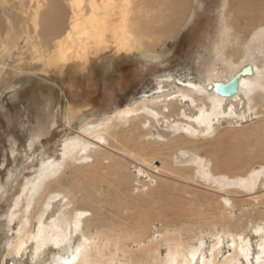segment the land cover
Instances as JSON below:
<instances>
[{
    "label": "bare ground",
    "instance_id": "1",
    "mask_svg": "<svg viewBox=\"0 0 264 264\" xmlns=\"http://www.w3.org/2000/svg\"><path fill=\"white\" fill-rule=\"evenodd\" d=\"M41 1L46 2V7L54 2L49 16L57 19V25L44 27L46 39L40 46L39 57L46 66H52L60 57L65 56L72 44L84 34L90 30H105L116 17H120L123 39L130 46L136 47L137 44L146 49L154 47L155 42L160 39L161 31L160 26H155L153 23L166 21L171 14L174 22L187 17L188 13L185 12L190 2V0H65L70 9V18L66 20L65 17L62 18L61 8L64 7L60 5L59 0H37L34 12L38 13L44 6V3L40 4ZM147 17L150 18L149 21L145 20ZM228 17H230L229 21ZM220 19L222 26L218 32L219 38L213 45L207 61L201 64V69L197 68L199 75L197 80L188 76L175 77L168 73L160 77L156 76L155 80L159 79V86L152 94H157L156 96L152 98V95L143 96L128 105L120 106L121 108L103 112L102 117L94 122L90 121V118L79 119L83 116L82 113L76 108L72 99L67 100L60 116L64 134L56 145L53 158H50V155L38 157L33 153L36 147L43 145L42 140L50 137L52 129L55 128L53 115L46 111L45 115L35 121L29 131L26 163L22 165V169L33 163H40L32 180H25L21 186L20 195L11 199L12 210L7 219L16 224L17 236L12 246L5 250V257L20 252L28 241L34 247H38L35 248V254L31 259L35 262L36 259H42L49 248L65 246L70 236H74L80 230L82 239L78 245L74 248L66 246L67 251L64 256L68 257H55L51 264H264V211H257L256 216L252 218L245 217L244 214L242 217H236L233 214L236 209L235 204L240 203V198L236 202L237 199L233 195L241 194L243 191L250 193V199L247 200L253 207L255 205L264 207V193H262L264 189L262 179L264 174V0H224L221 4ZM25 29L20 28V36H11L5 40V55L0 65V75L6 68V58L12 60V57H20L32 46V38ZM232 44L238 45L237 51L232 49L234 47L231 48ZM200 59H203L202 54ZM245 67H250L249 75L241 74ZM23 73L33 75L31 72ZM235 75H238L235 96L221 97L214 93L215 84H225ZM162 79L170 86L173 85L174 90L171 89L169 93L165 90L167 93H163L160 84ZM165 87L169 88V85H162V88ZM62 94L66 100L64 91ZM1 97L0 92V99ZM238 113L242 119L253 117L255 121L251 123L252 125L239 130L227 131L220 127L224 123H238V120L230 119H239ZM77 120L78 123L75 125L74 121ZM151 120L166 124V128L173 131L172 135L184 132L188 136L170 137L171 139L166 143L158 144V149H153L154 147L148 149L145 144L140 146L138 138L147 137L148 133L138 131L134 135L131 132L137 129V124L144 125ZM127 124L131 126L122 134L116 130L118 126L124 127ZM249 127L253 128L252 141L245 142L231 137L230 134L227 135V132L246 131ZM122 135H128L125 153L132 159L129 167L134 162H138V165H146L151 169L154 167L153 160L159 158L156 155L160 152L163 154L160 150H165L169 165L178 160L189 163L193 165L190 169H179V171L189 173L194 180L207 181L209 185L217 184L215 187L217 193L214 194L217 195L218 203L213 205L216 201L213 197L212 201L196 204L195 198L194 202L192 200L187 203L186 215L177 212L176 206L172 203L163 207L148 205L143 213L134 212L131 216L128 212L133 204L135 207L138 204L130 203V207L129 202H124L116 196L113 201L109 200L110 205H114L119 210V215L122 214L129 223L123 220V223L117 221L116 226H108L105 219L101 222L100 220L93 222L88 218L90 211L84 207L87 199L90 198L88 195L86 198H79V201L85 202L83 206H75L69 199L71 197H66L69 187L64 189L65 191L49 187L62 174L68 162L86 163L85 170L91 168L89 173H92L94 179L99 175L98 173L106 170L108 174L122 181L123 165L121 164L124 160L120 161L121 163H118V160L116 163L104 156L101 150L96 151L110 140L119 143ZM207 135L214 137L211 141H205L203 137ZM157 137L162 138L159 135ZM229 138L234 139L233 143L228 141ZM7 142L6 156L15 159L16 148H12L11 140ZM147 144L152 146L151 143ZM48 149L49 147L46 150ZM147 149L150 151L148 152ZM244 153H248V158L243 160L241 156ZM91 159L92 162L89 164ZM7 165L10 166V163ZM0 168H4L3 164H0ZM81 168L77 170L81 171ZM6 171L9 174V168ZM78 173L83 178L84 174ZM20 176L18 171L17 177L5 184L7 188L11 187V182H17ZM148 177V183L143 184L149 185L155 176ZM88 180L90 178L86 181L80 178L78 180L79 183L82 182L80 188L84 192H87L88 186L91 185ZM122 183L120 182L121 185ZM73 186V189H76V186ZM126 187L128 190L130 186ZM40 192L43 194L41 200H38L36 197L41 194ZM4 193L3 196L6 197ZM23 195L26 197L23 198ZM21 197L27 200L26 217L22 216L25 209L21 210L23 201ZM115 211L117 212L116 209ZM171 212L177 214L170 217ZM157 219L162 222L159 229H156L154 223ZM251 229L252 234L256 233L261 237L258 250L254 251L255 256L251 251V236L246 237ZM223 244L230 247L231 253L218 260L219 248ZM5 246L6 242L3 244V247ZM5 257L1 259L0 264H4Z\"/></svg>",
    "mask_w": 264,
    "mask_h": 264
},
{
    "label": "rangeland",
    "instance_id": "2",
    "mask_svg": "<svg viewBox=\"0 0 264 264\" xmlns=\"http://www.w3.org/2000/svg\"><path fill=\"white\" fill-rule=\"evenodd\" d=\"M36 2L37 0H0V65L3 63L2 60L5 55L4 44L7 38L17 35L20 36L21 27L26 28L25 31L32 38V46H30L28 51L23 55L20 57H12V60H8L5 57L6 68L0 75V92L2 93L0 99V164H3L4 167L0 168V261L5 257V250L9 246H12L17 236L15 232L16 224L7 219L12 210L11 199L14 196L20 195L21 186L25 180H32L37 173V168L40 163L36 162L31 164V166L26 167L24 170L22 169V165L26 163L25 155L27 153L26 145L30 133L29 131L35 121L40 116L45 115L46 111H49L51 116L53 115V119L56 123L55 128L52 129L50 137L42 140L43 145L36 147L34 150L35 152H33L36 156L38 155V157L41 155V157H47V155H50L49 157L53 158L54 151L57 148L56 145L58 144L59 139H61V135L64 134L60 116L67 100L70 101L72 99L76 108L82 113L81 115L83 116L79 119L87 120L90 118V121L94 122L96 119L102 117L101 114L103 112H111L112 110L137 101L143 96L150 97V95L155 93L157 89L156 87L159 86V79L155 80L156 76L160 77L163 74L168 73L175 77L186 78L188 76V78L194 80L196 78L197 80L199 77L197 74V68L201 69V64L207 61V58L212 53L213 45L219 38L218 32L221 30L220 27L222 26V19H220L221 4H223L224 0H190L188 10L185 12V14L188 13L189 15V17L188 15L187 17L185 16L187 20L185 17H182L174 22L171 19L173 14H171L169 17L170 20L168 18L166 21L154 22L153 24L155 26H160L161 34L159 35L160 39L155 42V46L150 47L149 49L139 47L137 44L136 47L130 46L123 39L120 17H116L112 20L114 23L112 24V22H110L105 30H90L80 39L76 40L67 51L68 53L66 52L67 54L65 53L66 55L64 54L65 56L60 57L52 66L45 65L39 57V52H41L40 46L43 45L42 43L44 42V39H46L44 27L57 25V19L55 20L49 16L53 9L54 2L46 7V2L41 1L40 4L44 3V6L41 7L38 13L36 11L34 12ZM59 3L64 7L61 8V10L63 9L61 11V15H63L62 18L65 17L64 19L68 20L70 18L69 7L66 5L65 0H59ZM148 13L150 14V12ZM147 18H145V20L149 21L150 18ZM228 18L229 21L230 17ZM234 45L235 44H232L231 48L234 47L232 49L237 51L239 47L238 45ZM201 54L203 55V59L199 60ZM23 72H31L33 75L29 76ZM160 84L162 92L164 91L163 93L170 92L173 88V85L170 86V84L164 79H162V83ZM166 84L169 85V88H162V85L166 86ZM173 90L174 89H172V91ZM62 91H64L65 97L67 98L66 100L64 99ZM156 95H152L151 98ZM238 116L239 119L230 118L232 121L238 120V123H224L220 127L227 131L239 130L252 125L251 123L255 121L253 117L250 119H242L239 113ZM74 123L76 125L78 120L74 121ZM130 126V124H127L124 127L118 126L116 130L120 131L122 134L124 130ZM166 126V124H162L160 121L156 123L151 120L144 125L137 124V129L131 133L135 135L138 131H146L148 135L152 134L149 136L147 135V137L142 136L141 138H138L140 141L139 145L143 146L145 144L148 149H151L150 147L158 149V144L166 143L172 137H175V135H187L184 132L182 134L174 133V135H172L173 131L168 127L166 128ZM252 130L253 128L249 127L246 131L227 132V135L230 134L231 137H236L248 142L253 139ZM157 135L162 138H158ZM127 137L128 135H122L121 140L117 144L110 140L106 145L102 144L101 147L96 150H101L100 152L110 161L114 160L113 162L117 163L119 160L118 163H121L120 161L124 160L121 166H126L125 168L122 166L121 173L123 175L120 173V176L122 175V178L124 179H122L123 183L118 177H113L111 174H108V171L106 170L98 173L99 175L95 176L96 181H93L95 180L94 176L92 178V173H89L91 168L85 170L86 163L70 164V162H68L62 174L55 179V182L53 181L49 187L61 190L69 187L66 197H71L69 199L75 204V206H83L85 202L79 200L81 198H86L88 195L90 198L87 199L86 205H84V207L90 211L87 215L88 218L93 222L96 220H100L101 222L105 219L104 221L108 222L106 223L108 226H116L118 223H123V220L126 221L122 217V214L119 215V210L115 208L114 205H110L111 201L117 197L124 202H129V206L130 203L138 204L136 207L134 204L133 207L130 206L131 209L128 214L131 216V213L134 212L143 213L148 205H162L163 207L165 204L170 205L172 203L174 204L173 206H176L177 212L183 213L181 215H186L187 203L192 200L194 202L195 198L196 202L194 203L196 204L204 203V201L207 203L213 197L216 198L213 205L215 206L214 203H218L217 195L214 194L217 193V189H215L217 184L214 185L210 183L209 185L207 181L199 179L194 180L189 173L179 171V169H190L193 165L189 163H182L181 161L179 162V160L178 162L173 161L171 163L172 165L170 164V167L169 159L165 157V150H160L163 151V154L160 152L159 155H156V157L163 158H155L153 160L154 167L151 169L146 165H138V162H134V164L129 167L132 159L129 158V154L127 155L125 153L127 150ZM213 137V135H210V137L207 135L204 136L203 139L205 141H211ZM48 139L51 140L48 142ZM8 140H11L12 148H16L14 152L15 159H10L8 158V155L6 156ZM232 140L234 139H228V141ZM147 143H151L152 146H149ZM47 147H49L48 150H46ZM121 149L124 150V152H122ZM241 157L243 160L244 158L247 159L248 153L242 154ZM91 162L92 159L88 163L90 164ZM9 163L10 166L7 165ZM80 167H82L80 169L81 171H78V168ZM166 167L168 169H166ZM8 168L10 170L9 174L6 171ZM233 169H235V166H233ZM18 171L21 175L20 179L17 180V182H11V187L7 188L5 184L8 183L9 180L16 178ZM78 172L84 174V176H82L83 178L80 177L81 175ZM74 174L77 175L74 176ZM180 174L184 175L181 176ZM149 175L151 178L155 176L152 178L153 180H151L152 183L149 185L143 184L148 183ZM79 178L84 181L90 178L88 181L92 186H88L87 192L81 190L82 182H78ZM262 179L264 180V174L262 175ZM127 181L131 182L127 183ZM199 181L201 184L203 183V185H201ZM71 182L74 183L73 185L76 186V189H73L74 186ZM207 183L208 185H206ZM96 184L99 185H97L98 188H96ZM150 185L152 187H150ZM126 186H130L128 187V190ZM131 187H133L134 190H131L133 189ZM97 191H100V196ZM243 192L241 194L233 195V197L237 199L236 202H238V199L240 198V203H236L237 205L235 204L236 209H234L233 212L236 217H242L244 214L246 215L245 217L252 218L255 217V214L258 212L264 211V207L262 206L261 208L258 205L253 207L252 203L247 200L250 199V193ZM3 193L6 197L3 196ZM40 193L41 194L38 195L39 197H36L38 200H41L42 198L43 192ZM262 193H264V189ZM91 195H93V198ZM107 195L111 197L108 198ZM22 197L25 198L26 195H23ZM244 197L246 200H244ZM96 201H99V203L94 204ZM244 203L246 204V207H244ZM21 204V210L23 211V209H25V213H23L22 216L26 217L27 200H23ZM41 209H43V207H41ZM173 211L176 212L174 208ZM173 214L177 213L171 212L170 217H173ZM117 221L118 223H116ZM154 223H156V229H159L162 224L159 219ZM248 236H251V251L255 256L254 251L258 250L257 246L261 242V237L256 233L252 234V229L247 232L246 237ZM81 239L82 235H80V230H78L74 236H70L65 246L49 248L44 253L42 259H36L35 262L31 259L38 247H34L31 242L27 241L22 246L21 251L18 252L19 254L14 252L10 256L5 257L4 264H51V261L55 257H68L64 256L67 251L66 246L69 245V247L74 248L78 245ZM5 242L6 246L8 245L7 247H3ZM230 253L231 250L228 245H221L219 248L218 260L229 256Z\"/></svg>",
    "mask_w": 264,
    "mask_h": 264
},
{
    "label": "water",
    "instance_id": "3",
    "mask_svg": "<svg viewBox=\"0 0 264 264\" xmlns=\"http://www.w3.org/2000/svg\"><path fill=\"white\" fill-rule=\"evenodd\" d=\"M251 73L250 67H245L241 74L249 75ZM237 79L238 75H235L230 81L225 84H215L213 91L221 97H233L237 94Z\"/></svg>",
    "mask_w": 264,
    "mask_h": 264
}]
</instances>
